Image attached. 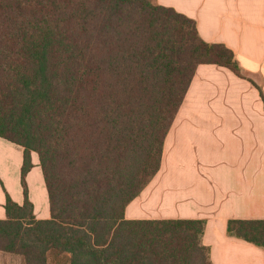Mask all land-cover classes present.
Listing matches in <instances>:
<instances>
[{
	"label": "trees",
	"instance_id": "obj_1",
	"mask_svg": "<svg viewBox=\"0 0 264 264\" xmlns=\"http://www.w3.org/2000/svg\"><path fill=\"white\" fill-rule=\"evenodd\" d=\"M202 64L248 79L235 53L153 0H0V138L23 149L22 205L7 197L0 253L23 264H212L204 220H127L160 170ZM37 153L51 218L26 176ZM264 249V220H230Z\"/></svg>",
	"mask_w": 264,
	"mask_h": 264
},
{
	"label": "crops",
	"instance_id": "obj_2",
	"mask_svg": "<svg viewBox=\"0 0 264 264\" xmlns=\"http://www.w3.org/2000/svg\"><path fill=\"white\" fill-rule=\"evenodd\" d=\"M231 49L248 79L199 65L165 139L160 170L125 210L127 220H204L212 264H264V249L230 237V220H264V0H156ZM26 176L37 220L51 218L37 153ZM23 149L0 138V220L22 205ZM22 264L20 257L2 256Z\"/></svg>",
	"mask_w": 264,
	"mask_h": 264
},
{
	"label": "rangeland",
	"instance_id": "obj_3",
	"mask_svg": "<svg viewBox=\"0 0 264 264\" xmlns=\"http://www.w3.org/2000/svg\"><path fill=\"white\" fill-rule=\"evenodd\" d=\"M154 2L156 1V0H153ZM3 254V253H2ZM4 256H7L6 254H3ZM2 255V256H3ZM8 256H12V255H8ZM16 256H13V257H11V258H15ZM18 258V257H17ZM0 264H14V262L12 261V259H10L9 261H8V259H1L0 258ZM22 264H23V260H22ZM51 264H67L66 262H65V260H64V258H53V260L51 261Z\"/></svg>",
	"mask_w": 264,
	"mask_h": 264
}]
</instances>
